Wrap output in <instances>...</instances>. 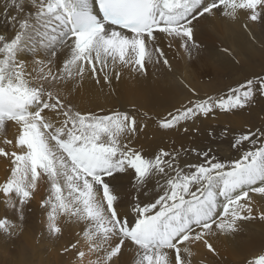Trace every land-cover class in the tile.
<instances>
[{
  "label": "snow or ice",
  "instance_id": "obj_1",
  "mask_svg": "<svg viewBox=\"0 0 264 264\" xmlns=\"http://www.w3.org/2000/svg\"><path fill=\"white\" fill-rule=\"evenodd\" d=\"M217 14L244 29L264 25V0L0 2V159L9 172L0 182V234L23 235L36 201L46 214L41 237L71 236L62 248L67 264H204L201 250L213 264V241L264 221V211L253 212L257 201L264 207V123L233 136L232 160L183 147L149 155L134 144L148 113L138 122V110L97 114L76 103L87 81L108 86L124 69L147 75L149 65L174 71L161 43L178 42L193 57L199 24ZM189 92L159 118L160 129L188 133L186 123L256 107L264 70L223 94ZM189 153L201 162L184 161ZM45 180L48 195L37 200ZM150 184L159 191L147 197ZM243 264H264V247Z\"/></svg>",
  "mask_w": 264,
  "mask_h": 264
},
{
  "label": "bare ground",
  "instance_id": "obj_2",
  "mask_svg": "<svg viewBox=\"0 0 264 264\" xmlns=\"http://www.w3.org/2000/svg\"><path fill=\"white\" fill-rule=\"evenodd\" d=\"M4 30L5 29L3 27H0V31ZM252 34L254 36H252ZM197 39L201 45V49L198 54L191 58L180 50L178 42H172L171 47H168V42L161 43L160 47L164 49L167 58L173 65L174 71H169L162 65H149L147 75L141 76L137 73L124 69L122 70L120 78L118 80L113 79L111 84L108 86L97 87L92 83V81H87L84 84L79 96L76 98V103L80 109L93 111L97 114H107L109 110H127L130 112H136L138 110V122L142 120L141 114L148 113L152 119L143 121L147 124V127L141 134L138 135L134 144L136 147H143L147 154L153 153L165 143H168L165 142V137H169V135L172 134V130L160 129L157 121L159 118L165 116L168 111H171L174 105L179 106L181 101L190 97L189 89H195L201 95L210 94L215 92L218 87L216 88L213 86L214 82H212L213 85L211 82H208L209 75L213 74L212 76H216L218 73L222 74L229 68H233L231 70H234V72L236 68L245 72V66H252L253 63L256 65L262 64L264 62V25L253 24L250 29H244L241 26V23L231 22L226 18H221L220 14H217L214 19L201 21L197 29ZM224 49H228V52H225ZM246 73L248 72L246 71ZM102 109L103 113L101 112ZM219 117L216 119H219ZM235 119L241 120L242 118L239 114H236ZM14 132V128L9 129L8 138H12V134ZM177 135L179 136V134ZM2 137L3 133H0V138ZM2 166L4 167V165ZM5 168L8 169L7 167H4V169ZM2 173L5 174V172ZM150 185L152 186L153 184ZM41 186H43V184ZM125 187L128 191H131V188L126 181ZM152 187L154 190L151 191L152 193L159 191V189L155 188L154 185ZM49 188L50 185H48L45 180V190H43L45 191V198L48 195ZM147 188H149V186ZM146 190L150 192V190ZM146 190L145 192L147 194L148 192ZM155 193H153V195ZM39 198L40 197H37L36 199L39 200ZM261 211H264V207L261 206L260 202H255L253 205L254 215L258 216ZM43 214L46 220V214L42 213L41 216ZM242 227L243 231L237 233L231 238L213 241L219 252V255L215 257L213 264H217V262L218 264H243L246 258H250V256L257 251L259 243L264 242V221L259 219L252 220L245 222ZM18 239H21V236ZM69 239H71V236L69 232L66 231L64 236L56 239V241L53 239L46 241L47 252H44L47 253V264H67V258L62 255V248L68 243ZM8 242L10 245L12 241ZM12 244L13 243H11V245ZM4 247L5 246L3 245V248ZM25 247H27V245H25ZM25 247L23 249H25ZM125 258L131 261L134 259V254L132 252H128L126 253ZM197 259L202 260L204 264H207L209 257H207L206 253L201 250Z\"/></svg>",
  "mask_w": 264,
  "mask_h": 264
},
{
  "label": "rangeland",
  "instance_id": "obj_3",
  "mask_svg": "<svg viewBox=\"0 0 264 264\" xmlns=\"http://www.w3.org/2000/svg\"><path fill=\"white\" fill-rule=\"evenodd\" d=\"M0 2H2V0H0ZM252 36H254V35L252 34ZM255 65L256 64L253 63L252 66H250V65L245 66L244 67L245 72H243L239 68H236V70L234 72V70H231L233 68H231V69L229 68L226 72H223L222 74L218 73V74H216V76H212L213 74L209 75L208 76L209 77L208 82H211V84H212V82H214V85L213 84L212 85L215 86L216 88L218 87L215 92H212L210 94L211 95L223 94L227 91L228 87H230V86L235 87L238 83H243L245 78L250 77V75L252 73H260L262 70H264V67H263L264 62L262 64H257L256 66ZM249 67L251 69L253 68L252 69L253 72L251 71V69ZM246 71L248 73H246ZM238 75H240V76H238ZM244 111L237 113V115L239 114L241 116V118H242L241 120L240 119L236 120L235 119L236 115H220L221 117H219V119H215V120L207 119V120L197 121L195 126H193L191 123H186L184 126L189 129L188 133H185L183 130H172V132H171L172 134L169 135L170 138L168 136L165 137V142H168V143H165L160 148H165V149L169 148V150H170L171 148H174V147L179 148V146H180V147H183L186 149H197L200 152L207 151V150L211 149V154L214 155L215 157H217V159H220V160L235 159V158H237L238 153L235 150H233L232 147L230 146L231 140H232L233 136L239 135L240 131L247 130L248 128H252L253 126L259 127L262 123H264V101H260L256 107L251 108V109H247ZM231 116H232V119H231ZM227 118H229V119H227ZM196 128H198V131L195 130ZM224 128L232 129L233 135L225 137L223 134ZM177 134H179V136ZM249 147H250V145L245 144L244 149H242V150H247ZM184 161H186L187 163H197V162H201V158H198L194 153H189V155L184 158ZM184 161H182V164ZM2 165H4V167L8 168V163H6V161L4 159H2V160L0 159V175L2 172H5V174H9L8 169H6V168L4 169V167ZM5 174L2 173V175L0 176V182H3V180L5 179V177H6ZM3 175H5V176H3ZM43 182H41L39 185L40 186L39 188L42 190V191L40 190L39 192H42V193H39V195L37 197H40V198H41V196L45 198V193H44L45 191H43V190H45V181H43ZM42 184H43V186H41ZM150 186L151 185H149L150 189L149 188H147V189L150 190V192L154 191L152 189L153 185L151 187ZM147 192L149 193V195H148V193L146 194V195H148L147 197H149V196L151 197L153 195V193H155V192L150 193L149 191H147ZM2 201H3V197L0 196V218H2L5 215L4 204ZM38 208L39 207L37 206L36 201H33L30 205V210H28L26 212V222H27V220H28V222L27 223L25 222L24 226H26V227H24L25 229H24V233H23L25 235H23V236L21 235V239H18V238H20V236L10 238V237H6L4 234H0V244H1L0 245V263L1 264L2 263L3 264H47V255H46L47 254L46 253L47 252V242L46 241L52 240V239L49 238L47 236V234H45L43 237H41V232L44 230V226H45L44 225L45 218H44V214L42 215L43 216V218H42V216H41L42 212L40 211L41 209L39 208V210H38ZM37 215H39V216H37ZM39 217H40V219H39ZM28 226H31V227H28ZM12 238H13V240H12ZM14 238H15V240H14ZM46 238H47V240H46ZM7 240L12 241L11 243H13V244L11 245V243H10V245H11L10 246L9 242ZM16 240H17L18 244L16 243ZM53 240L56 241V239H53ZM2 241H3V243H2ZM21 241L23 242V244ZM6 242H8V243H6ZM29 243H30V245H29ZM2 244L5 246L4 248H3ZM15 245H17V246H15ZM23 245H24V247H25V245H27V247H25V249H23L24 248ZM262 247H264V242L259 243V245L257 246V251L255 253H253L250 256V258H252L255 254L259 253ZM13 250H15V251H13ZM44 251H46V252H44ZM30 253H32V254H30ZM25 258H27V259H25ZM14 259H16V260H14ZM23 260H24V262H23Z\"/></svg>",
  "mask_w": 264,
  "mask_h": 264
}]
</instances>
